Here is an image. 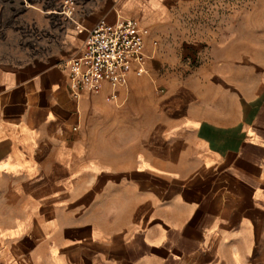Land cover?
Instances as JSON below:
<instances>
[{"label":"crops","instance_id":"1","mask_svg":"<svg viewBox=\"0 0 264 264\" xmlns=\"http://www.w3.org/2000/svg\"><path fill=\"white\" fill-rule=\"evenodd\" d=\"M130 17L144 74L74 97L89 30ZM0 264H264V0H96L0 55Z\"/></svg>","mask_w":264,"mask_h":264},{"label":"built area","instance_id":"2","mask_svg":"<svg viewBox=\"0 0 264 264\" xmlns=\"http://www.w3.org/2000/svg\"><path fill=\"white\" fill-rule=\"evenodd\" d=\"M71 3L67 1L69 16L75 12ZM148 33L149 29L133 17L114 24L99 20L89 30L80 54L70 61L68 79L73 96L99 91L106 84L117 87L131 73L143 75Z\"/></svg>","mask_w":264,"mask_h":264},{"label":"rangeland","instance_id":"3","mask_svg":"<svg viewBox=\"0 0 264 264\" xmlns=\"http://www.w3.org/2000/svg\"><path fill=\"white\" fill-rule=\"evenodd\" d=\"M67 1L0 0V55L30 57L59 48L67 24L96 0H70L71 16Z\"/></svg>","mask_w":264,"mask_h":264}]
</instances>
